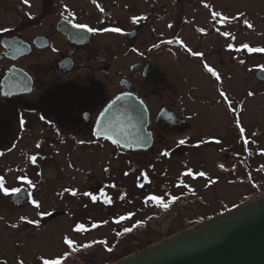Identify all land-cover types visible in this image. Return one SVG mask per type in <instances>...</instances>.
<instances>
[{
	"label": "flooded vegetation",
	"instance_id": "flooded-vegetation-1",
	"mask_svg": "<svg viewBox=\"0 0 264 264\" xmlns=\"http://www.w3.org/2000/svg\"><path fill=\"white\" fill-rule=\"evenodd\" d=\"M253 1L258 5L245 2L247 7L237 10L264 13V0ZM220 2L222 0H29L25 4L23 0H0V29H7L0 30V170L28 174L37 182L34 193L40 182H55L64 178V172L75 173L79 180L76 185H60L55 192L63 197L71 194L66 189L75 190L77 204L83 198L88 199L89 208L102 210L101 218L105 199L113 197L116 190H126V184L134 185L135 195L140 197L141 185L152 176L142 170L141 157H173L175 148L170 136L194 126L192 119L196 113L179 106V102H185L189 96L194 101L197 98V68H185V63L189 64L186 61H199L203 71L207 63L220 74V68L207 57L222 50V40H226L224 51L233 58V47H227L233 45V9L228 10L232 14L223 12L229 8V0L224 1L225 5ZM213 12L221 15L213 19ZM224 16L228 21L220 23ZM133 17L143 19L134 23ZM77 23L97 31L73 27ZM117 27L122 31H102ZM225 31L230 33L229 37L221 35ZM192 52L203 55L194 56ZM221 59L217 56L219 64ZM14 70L24 85L19 92H5L2 79ZM208 74L220 92L217 83L220 86L221 79L218 81ZM121 94H132L147 107V128L152 136L147 148L123 147L96 132L101 113ZM200 96L203 99L204 95ZM166 137L169 139L165 140ZM217 140L222 146L226 145L222 138L213 135L193 140L188 145L219 144ZM258 149L264 153L263 147ZM164 152L168 155L164 156ZM121 156L128 161L119 163ZM251 156L264 155L252 153ZM251 167L256 173L264 174L262 161L258 160L257 165ZM188 168L194 167L186 165ZM126 173L133 174L130 183L123 182ZM17 177V188H27L32 199L34 193L29 181ZM160 179L165 183L161 187L169 183L167 171ZM250 183L257 188L264 180L257 177ZM84 193H90L88 198ZM150 193L162 197L164 202L171 200L166 191ZM92 196L97 199L93 200ZM84 219L99 218L85 215ZM101 238L102 247L108 250L107 238ZM80 245L86 253L80 257L81 263L92 264V254L87 252L88 246L85 247L88 242ZM65 261L67 259L62 263Z\"/></svg>",
	"mask_w": 264,
	"mask_h": 264
},
{
	"label": "rangeland",
	"instance_id": "rangeland-1",
	"mask_svg": "<svg viewBox=\"0 0 264 264\" xmlns=\"http://www.w3.org/2000/svg\"><path fill=\"white\" fill-rule=\"evenodd\" d=\"M224 1L220 2L221 5H225ZM245 2L251 6L258 5L253 0H229V8L223 9L225 7L222 6L223 12L228 14H232L230 11L233 9V58L231 53L224 51L226 40H222L221 51L217 50L215 55L207 57L209 62L220 68L221 82L220 86L217 83V87L231 101V109L228 101L217 91L213 78L202 70L199 61H186L189 64L185 63V68H197L198 91H194L197 98L196 101L190 96L185 99L184 95L182 101L185 99V102H179V106H185L186 110L196 113L192 119L194 126L182 134L170 136L175 148L173 157L142 156L141 168L148 176H152L140 187L141 196L135 195L134 185L130 187L126 184V190L114 191L115 195L110 198L112 202L103 205L102 218L99 207L91 209L87 206L88 199L83 198L77 204L79 200L70 193L59 197L55 192L60 185H76L79 180L75 173L64 172V178L55 182H40V187L34 193L37 182L31 180L28 174L0 170L4 187L9 189L7 194L0 189V261H5L6 264H20L21 261L23 264H43L45 259L57 256L55 259L63 257L60 259L61 263L67 259L62 264H82L80 257L86 253L80 244L88 242L87 252L92 256L90 253L87 256H91L92 264H109L117 255L140 250L190 226L191 222L201 216L205 219L210 214L225 210L264 191V183L257 188H253L250 183V180H256L257 177L264 180V174L256 173L251 167L257 165L258 160L264 163V156L251 158L252 153L264 155L258 149L264 148V80H258L255 76L257 67L264 66V52H258L259 55L241 47L247 44L264 48V13H241L237 9L245 7ZM244 20L251 24L253 22V27L248 28ZM192 39L190 36V41ZM219 55L222 57L221 64L217 60ZM200 94L204 95V100ZM241 127L244 129L243 133L240 132ZM208 135L222 138L226 145H188L189 142ZM179 137L180 140H186L184 144L178 142ZM245 140L248 142L245 143ZM158 144L156 142L155 145ZM124 160L128 161V158L121 156L119 163ZM186 165L194 167L188 168L192 170L193 176L184 175L188 170ZM166 171L169 183L166 182L167 185L161 187L165 183L162 181L164 177H160ZM201 171L205 173L203 177L196 175ZM18 175L31 182L29 187L34 193L32 200L38 201L40 208H36L32 200L22 205H15L10 201L11 189L18 187ZM132 177L133 174L126 173L123 182L130 183ZM159 190L166 191L170 198L171 194L178 198L165 202L169 204L166 209L151 200L146 202L150 192ZM41 212L51 214L39 215ZM54 212L58 215H54ZM85 215L99 219H84ZM121 216L129 218L117 223ZM21 217L25 219L22 220ZM29 220L38 223H29ZM76 224H84L86 230L93 228V224L99 226L93 231L81 233L74 230ZM125 228L132 230L124 232ZM65 237L73 241L71 247L64 242ZM101 237L107 238L111 250L102 247ZM98 239L100 243L97 242ZM66 251L68 253L65 257Z\"/></svg>",
	"mask_w": 264,
	"mask_h": 264
},
{
	"label": "water",
	"instance_id": "water-1",
	"mask_svg": "<svg viewBox=\"0 0 264 264\" xmlns=\"http://www.w3.org/2000/svg\"><path fill=\"white\" fill-rule=\"evenodd\" d=\"M15 72L3 77V91H21ZM255 76L264 80V69ZM118 97L103 110L96 132L123 147L147 148L152 136L145 103L132 94ZM29 198L25 187L11 196L18 204ZM110 264H264V191Z\"/></svg>",
	"mask_w": 264,
	"mask_h": 264
},
{
	"label": "snow or ice",
	"instance_id": "snow-or-ice-1",
	"mask_svg": "<svg viewBox=\"0 0 264 264\" xmlns=\"http://www.w3.org/2000/svg\"><path fill=\"white\" fill-rule=\"evenodd\" d=\"M23 3L28 4V3H29V0H23ZM206 6H207V5H206ZM101 11H103V9H101ZM220 15H221V14H220L219 12H213V13H212V17H213V19H216V18L219 17ZM240 15L242 16L243 14H240ZM65 19H68V17H65ZM141 19H143V17H133V18H132V20H133L134 23L140 21ZM228 19H229V18H228L227 16H224V17L221 18V20H220L219 22H220V23L227 22ZM243 22H244V24L247 25L248 28H252V27H253L252 24L249 23V21L244 20ZM73 27L78 28V29H87L88 32H95V31H97V29H95V28H91V27H89V26L86 25V24H79V23H77V24H74ZM0 30H2V31H7V29H0ZM102 31H111V32L119 33V32L122 31V29H120V28L117 27V28H111V29H102ZM200 31H203V29H200ZM221 35H222V36H225V37H228V36L230 35V33L227 32V31H225V32H222ZM234 38H235V37H233V39H234ZM171 42H172V41H169V43H171ZM227 47H228L229 49H231V48L233 47V45H232V44H228ZM241 47L247 49L248 52H264V48L249 47L247 44H243V45H241ZM239 50H240V49H237V51H239ZM188 51L191 52V49H188ZM192 55H194V56H202L203 54H202V53H199V52H192ZM203 67L206 69V71H207L208 73H210L213 77H215L216 80L219 81V80L221 79L220 74H219V73H218L213 67L209 66L207 63H205V64L203 65ZM249 95H251V93H249ZM220 96H221L225 101H228V105H229V107L231 108V101L228 100L227 95H226L223 91H220ZM117 99H120V97H117ZM106 111H107V110H106ZM101 115H103V113H101ZM240 132H241V133L244 132V129H243L242 127L240 128ZM97 134H100V133L98 132ZM247 142H248V141L245 140V143H247ZM113 143H119V141H118V140H114ZM179 143H180V144H184L185 141H184V140H180ZM216 143H220V141L217 140ZM163 155H164V156H167V155H168V152H164ZM33 159H34V158H33ZM220 167H223V165H220ZM184 175H185V176H193V172H192L191 169H188V170L184 173ZM196 175H199V176L203 177V176L205 175V173L201 171V172L197 173ZM145 178H146V177H145ZM20 179H21V180H25L26 177H20ZM29 183H31V182L29 181ZM181 183H182V182H181ZM113 187H114V185H113ZM141 187H143V185H141ZM0 189H2L3 192H4L5 194H7V193L9 192V189L6 188V187H4V178H3V177H0ZM20 191H21L20 188H13V189H11V192H12V193H19ZM65 191L71 192V195H72V196L77 195V192H76L75 190L66 189ZM84 195L87 196V195H90V193H84ZM122 198H123V197H122ZM177 198H178V197L173 196V197H171V200H176ZM92 199H93V200H96L97 197L92 196ZM147 200H151V201L155 202L157 205L162 206V207L165 208V209L168 208V206H169V204H168V203H165L164 200H163V198L160 197V196L149 195V196L146 198V202H147ZM104 202H105L106 204H110L112 201H111V199H105ZM170 202H171V201H169V203H170ZM32 204H34V205L36 206V208H40V206H41L40 203H39L38 201H36V200H32ZM39 215H48V213H43V212H41V213H39ZM129 215H131V214H129ZM128 218H129L128 216H121V217H119V219H118L116 222L119 223L120 221H123V220L128 219ZM21 219L23 220V219H25V218H24V217H21ZM28 222H29V223H38V221H31V220H29ZM13 227H15V225H13ZM92 227L95 228V227H97V225H96V224H93ZM74 230L77 231V232H83V231L86 230V229H85V225H84V224H76ZM131 230H132L131 228H125V229H124V232H130ZM64 242H65L69 247H71L72 244H73V241H72L71 239H69L68 237H65ZM87 246H88V245H85V247H87ZM109 250H111V249H109ZM20 264H23V261H21ZM43 264H61V260H60V259H45V260L43 261Z\"/></svg>",
	"mask_w": 264,
	"mask_h": 264
},
{
	"label": "trees",
	"instance_id": "trees-1",
	"mask_svg": "<svg viewBox=\"0 0 264 264\" xmlns=\"http://www.w3.org/2000/svg\"><path fill=\"white\" fill-rule=\"evenodd\" d=\"M202 219H204L203 216H201V218H199L198 220H196V221H194V222H191V224H192V223H195V222H197V221H200V220H202ZM127 253H128V252H127ZM127 253H124L123 255H125V254H127ZM121 256H122V255H117L116 258H119V257H121ZM116 258H114V259H116ZM114 259H112V260H110V261H113ZM110 261H109V262H110Z\"/></svg>",
	"mask_w": 264,
	"mask_h": 264
}]
</instances>
